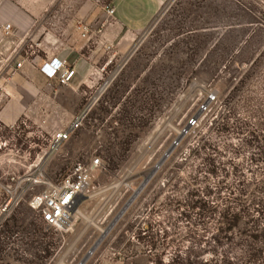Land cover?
I'll use <instances>...</instances> for the list:
<instances>
[{"label":"rangeland","instance_id":"374dc122","mask_svg":"<svg viewBox=\"0 0 264 264\" xmlns=\"http://www.w3.org/2000/svg\"><path fill=\"white\" fill-rule=\"evenodd\" d=\"M49 1L38 36L0 62V105L6 69L37 68L45 37L53 52L67 48L54 41V7L75 14L82 52L97 57L86 86H45L32 103L38 124L0 123V264H264V161L251 162L264 141L249 134L264 132V0H166L131 45L102 51L114 0ZM78 164L90 190L68 230L48 228L28 205L45 189L33 180L55 183ZM234 206L240 224L218 230L220 210Z\"/></svg>","mask_w":264,"mask_h":264},{"label":"crops","instance_id":"0c3cea01","mask_svg":"<svg viewBox=\"0 0 264 264\" xmlns=\"http://www.w3.org/2000/svg\"><path fill=\"white\" fill-rule=\"evenodd\" d=\"M56 1L54 0V2ZM164 2L166 0H114L111 7L114 13L108 15L105 11L104 18L101 20L104 32H101L97 50L102 51L103 46L104 48L112 47L114 43L122 48L131 45L136 34L150 28L156 21ZM49 8V0H0V53L3 58L9 56L10 49L13 50L17 46L22 47L23 44L29 43L31 37V40H34L38 36L39 32H34L29 37L30 31L35 27L38 31L41 23L44 22L46 10ZM83 10L86 16L91 14L89 13L91 9L88 6H85ZM64 11L62 7L53 8V21H56L54 23L57 24L58 32V36H54V41L60 45H68L67 48L63 50L58 48L53 52L45 44L48 40V37H45L41 45L39 44L43 48L41 49L42 55L34 58L37 68L23 65L14 73L11 68L6 69L10 78L7 84H3L1 87V94L6 98V102L0 105V123L2 125L11 127L21 118L33 120L38 124V111L42 108L32 105V103L39 94L45 97V86L55 81L46 79L39 71L44 63L57 59L74 69L75 74L70 83V87L74 90L86 86L89 78L92 77V62L94 56L97 57L96 53L82 52L87 42L81 39L82 28L77 27L75 14L72 16L69 12L66 17ZM6 25L10 26L7 31L5 30ZM77 39L76 44L75 40ZM6 58L4 60H7Z\"/></svg>","mask_w":264,"mask_h":264},{"label":"built area","instance_id":"2783aa9c","mask_svg":"<svg viewBox=\"0 0 264 264\" xmlns=\"http://www.w3.org/2000/svg\"><path fill=\"white\" fill-rule=\"evenodd\" d=\"M106 13L112 15L114 10L106 7ZM10 26L6 25L5 30H9ZM4 58L0 53V62ZM17 68L22 67V62H17ZM39 71L48 80H55L62 86H69L74 77L75 71L69 68L66 63L57 59H52L44 63ZM83 118V117H82ZM80 115L73 120L71 125L65 131L58 132L52 137L51 149L57 148L66 142L80 125H82ZM100 166L99 159H94L90 163L91 169ZM33 185H45V189L33 195L28 203L29 207L37 211L40 219L46 227L57 230H68L75 220L78 206L91 187V179L89 171L85 166L76 165L71 173L60 179L59 181L45 182V179L39 175L34 178ZM10 205V201L3 206L5 212Z\"/></svg>","mask_w":264,"mask_h":264},{"label":"trees","instance_id":"16d2710c","mask_svg":"<svg viewBox=\"0 0 264 264\" xmlns=\"http://www.w3.org/2000/svg\"><path fill=\"white\" fill-rule=\"evenodd\" d=\"M249 134H250L252 142L260 143V142L264 141V132H262V131L253 130ZM258 151H260V150L258 149ZM261 151H260V153H261ZM253 156L255 158L256 154ZM260 158H262V159H258V160L251 159V162L252 163H253V161L259 162V160L264 161V157H260ZM263 172H264V169H263ZM262 177L264 178V173L262 174ZM241 220H242L241 213H239V210L236 209V206H234V208L224 207L219 212V221H220L219 224H220V226H219L218 230L230 233L232 230H234L235 228L238 227ZM42 223H43V221H42ZM246 231H244V232H246ZM246 234L248 235V238H251V239L252 238L255 239V238L259 237L258 231H252V232L249 231ZM226 239L230 240V241L232 240V238H229V237H226ZM232 243L233 242H230V245H232ZM228 246H229V243H228ZM247 248H248V250L246 251L247 253L254 252V251L258 250V249L257 250L255 249L256 247L254 246V244L247 246ZM231 261L232 260L229 257H226L224 259V262H226V263H229V262L231 263Z\"/></svg>","mask_w":264,"mask_h":264},{"label":"water","instance_id":"95a60500","mask_svg":"<svg viewBox=\"0 0 264 264\" xmlns=\"http://www.w3.org/2000/svg\"><path fill=\"white\" fill-rule=\"evenodd\" d=\"M88 108H89V106H87V107L82 111V113L80 114V118H82V117L85 115V113H86V111L88 110Z\"/></svg>","mask_w":264,"mask_h":264},{"label":"bare ground","instance_id":"6f19581e","mask_svg":"<svg viewBox=\"0 0 264 264\" xmlns=\"http://www.w3.org/2000/svg\"><path fill=\"white\" fill-rule=\"evenodd\" d=\"M77 213H78V210H77Z\"/></svg>","mask_w":264,"mask_h":264}]
</instances>
